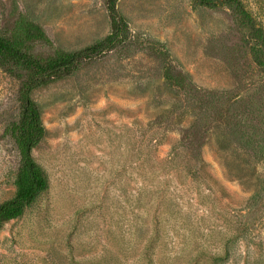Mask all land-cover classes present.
Wrapping results in <instances>:
<instances>
[{"label": "rangeland", "instance_id": "obj_1", "mask_svg": "<svg viewBox=\"0 0 264 264\" xmlns=\"http://www.w3.org/2000/svg\"><path fill=\"white\" fill-rule=\"evenodd\" d=\"M227 6L118 0L120 47L35 90L46 135L33 159L48 188L0 230V264H264V0ZM53 49L108 36L105 0H0ZM19 83L0 68V204L19 155L7 127Z\"/></svg>", "mask_w": 264, "mask_h": 264}, {"label": "trees", "instance_id": "obj_2", "mask_svg": "<svg viewBox=\"0 0 264 264\" xmlns=\"http://www.w3.org/2000/svg\"><path fill=\"white\" fill-rule=\"evenodd\" d=\"M198 6L231 9L241 22L251 27L262 37L255 20L240 0H194ZM111 21L108 36L82 50L69 52L53 49L42 56L34 54L35 45L53 47L46 31L26 16L20 15L8 35L0 33V68L19 83V118L11 123L6 134L16 145L19 168L14 186L15 196L0 204V230L5 222L23 216L25 210L48 188V179L43 168L33 159L32 152L46 135L42 114L31 98L32 93L52 83L67 79L79 69L122 46L129 39V25L117 9L118 0H105Z\"/></svg>", "mask_w": 264, "mask_h": 264}]
</instances>
